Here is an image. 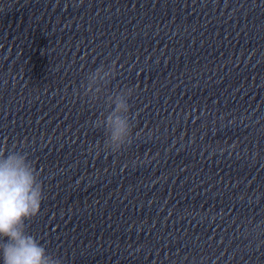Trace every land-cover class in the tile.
<instances>
[{
  "label": "clouds",
  "instance_id": "9594fccd",
  "mask_svg": "<svg viewBox=\"0 0 264 264\" xmlns=\"http://www.w3.org/2000/svg\"><path fill=\"white\" fill-rule=\"evenodd\" d=\"M116 65L101 64L90 71L81 84L89 102L100 103L105 111L93 121L104 138L92 147L97 152L117 154L131 144L133 124L130 116L134 88L110 92ZM44 199L40 173L21 142L0 145V262L2 264H63L62 258L48 251L29 232L28 222L37 217Z\"/></svg>",
  "mask_w": 264,
  "mask_h": 264
}]
</instances>
